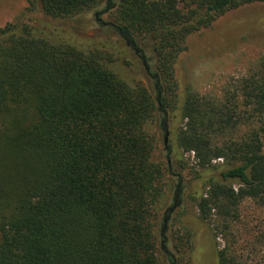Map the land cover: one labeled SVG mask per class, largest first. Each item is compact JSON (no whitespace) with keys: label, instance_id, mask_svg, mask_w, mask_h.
Listing matches in <instances>:
<instances>
[{"label":"trees","instance_id":"16d2710c","mask_svg":"<svg viewBox=\"0 0 264 264\" xmlns=\"http://www.w3.org/2000/svg\"><path fill=\"white\" fill-rule=\"evenodd\" d=\"M263 2L25 0L0 27V264H161L165 175L175 187L161 235L190 200L198 227L222 240L217 264L256 257L264 230H249L241 207L264 208V54L219 96L181 90L176 62L189 36ZM95 9L94 22L117 40L61 33L66 25L48 36L32 24L47 30ZM139 67L152 92L135 83ZM154 121L170 137L162 164ZM189 228L174 239L175 256L162 237L169 264H193Z\"/></svg>","mask_w":264,"mask_h":264},{"label":"rangeland","instance_id":"374dc122","mask_svg":"<svg viewBox=\"0 0 264 264\" xmlns=\"http://www.w3.org/2000/svg\"><path fill=\"white\" fill-rule=\"evenodd\" d=\"M25 6V0H0V27L12 21L14 17L23 11ZM96 10L98 9L62 23H51L49 21L50 25L47 30L35 20L32 21V24L48 36L54 34L55 26L66 25V27H62L61 33L77 34L88 40H117L111 32L100 29L94 22L93 15ZM38 17L39 15H35L33 18ZM99 17L101 21L109 20L107 15ZM143 48L148 56L152 55L151 48L145 46ZM263 54L264 2L245 5L229 11L214 21L209 28L201 30L187 39L176 62V75L181 90L187 88L200 96H219L226 86L255 72ZM136 70L133 73L135 83L139 82L149 92H152L153 88L149 77L140 67ZM125 72H130V70L128 71V68H125ZM148 133L155 139L153 156L156 158L157 163L162 164L164 162L163 145L169 142L170 137L168 134L163 135V132L158 128V121H154L150 125ZM183 158L188 166L192 168V155L184 154ZM183 176L187 179L190 178L186 173ZM187 179H184V182ZM163 181L169 182V191L160 203L155 220L156 234L159 236L157 254L160 263L169 264L163 251L160 250L162 237L165 240L168 254L175 256L174 239L185 233L184 225L188 228L190 226L189 229L193 232L195 252L190 256L193 264L194 262L196 264H217L215 242L222 244V240L220 238L214 239L211 230L207 231L198 227L197 222H195L197 211L194 203L190 200L184 202L186 217L182 219V223L177 217L179 209H175L171 219L165 225L163 235H161L163 213L172 204L173 187H175L173 177L165 175ZM241 214L242 222L247 225L249 230L259 227V225L264 230V208H254L250 202H247L242 205ZM257 254L256 257H251L250 253L247 255L248 264H264V247H260Z\"/></svg>","mask_w":264,"mask_h":264}]
</instances>
